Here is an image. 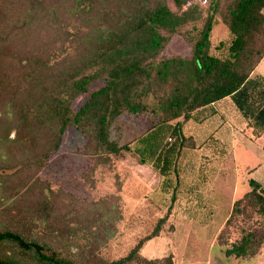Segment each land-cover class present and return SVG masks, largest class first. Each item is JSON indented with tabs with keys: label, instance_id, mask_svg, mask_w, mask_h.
Here are the masks:
<instances>
[{
	"label": "trees",
	"instance_id": "16d2710c",
	"mask_svg": "<svg viewBox=\"0 0 264 264\" xmlns=\"http://www.w3.org/2000/svg\"><path fill=\"white\" fill-rule=\"evenodd\" d=\"M200 2L204 8L193 0H0V264H175L171 255L141 254L168 212L123 257L106 260L98 251L114 235L112 219L59 212L38 174L69 127L97 157L131 152L110 137L123 114L150 117L135 152L162 172L174 153L161 147L166 133L180 149L194 148L184 125L226 98L253 137L264 133V77L255 73L264 57V0ZM218 20L229 39L214 54ZM174 35L188 42V56L163 55ZM248 184L220 234L232 225L238 232L227 257L251 259L264 246V184Z\"/></svg>",
	"mask_w": 264,
	"mask_h": 264
},
{
	"label": "rangeland",
	"instance_id": "374dc122",
	"mask_svg": "<svg viewBox=\"0 0 264 264\" xmlns=\"http://www.w3.org/2000/svg\"><path fill=\"white\" fill-rule=\"evenodd\" d=\"M193 1L202 8L206 5L201 0ZM169 6L173 9L171 3ZM228 39L227 29L218 20L211 33L214 54L217 53L214 46ZM189 54L190 45L180 35H174L163 52L165 56ZM84 100L85 95L78 96L73 109ZM150 126L148 116H120L110 130V137L120 144L129 143L133 150L106 159L91 152L81 132L67 128L59 149L38 174L40 182L47 185V194L53 197L56 209L71 216L92 213L97 217L96 213H100L101 222L112 219L114 235L98 251L106 260L123 257L168 212L163 230L141 249L144 257L171 255L175 264H264V246L251 259L225 256V249L238 237L233 225L220 237L231 204L250 189L249 179L264 184V173L259 176L264 170V159L255 137L250 138L254 142L252 147L237 144L234 149L229 143L232 135L222 134L215 140L219 144H212L214 147L207 145L211 142L207 138L195 141L194 148L180 149L175 138L166 133L161 147L173 148L174 153L162 172L160 163H142L135 152L138 145L135 139ZM235 132L236 140L244 135L238 129ZM3 225L12 226L6 221ZM90 228L95 229L93 225Z\"/></svg>",
	"mask_w": 264,
	"mask_h": 264
},
{
	"label": "crops",
	"instance_id": "0c3cea01",
	"mask_svg": "<svg viewBox=\"0 0 264 264\" xmlns=\"http://www.w3.org/2000/svg\"><path fill=\"white\" fill-rule=\"evenodd\" d=\"M255 73L264 77V57L256 67ZM236 129H238V132L241 131L244 134L242 138L239 137L238 140H236L235 135ZM183 131L186 135L192 136L195 141L198 142L204 141L208 136L213 137L211 142L207 144L210 147H214L212 144H219V142L215 140L219 139L222 134L232 135V138H230V140H232L229 143H232L231 147L234 149L242 145L247 146L248 144L252 147V144L255 142V144L260 145L262 157L264 159V150L262 149L264 144V133L259 138H254L255 141L253 142L250 139L252 137L251 128L248 127L247 122L241 117L229 98L212 104L209 108H204L193 113L191 119L184 125ZM258 141H260V143H256ZM217 148L218 147H216V149ZM263 173L264 170L263 172H259V176Z\"/></svg>",
	"mask_w": 264,
	"mask_h": 264
}]
</instances>
